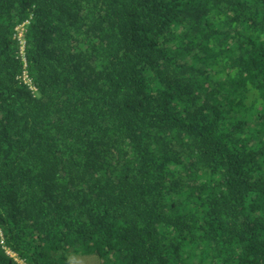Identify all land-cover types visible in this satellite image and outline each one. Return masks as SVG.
Listing matches in <instances>:
<instances>
[{"label":"trees","instance_id":"16d2710c","mask_svg":"<svg viewBox=\"0 0 264 264\" xmlns=\"http://www.w3.org/2000/svg\"><path fill=\"white\" fill-rule=\"evenodd\" d=\"M84 256L264 264V0H0V264Z\"/></svg>","mask_w":264,"mask_h":264},{"label":"rangeland","instance_id":"374dc122","mask_svg":"<svg viewBox=\"0 0 264 264\" xmlns=\"http://www.w3.org/2000/svg\"><path fill=\"white\" fill-rule=\"evenodd\" d=\"M26 28L23 26L19 27V35L22 36L21 34L24 33ZM24 42V40L22 39ZM95 256H84V257H72L71 261L73 264H98V259ZM25 264V262H23Z\"/></svg>","mask_w":264,"mask_h":264},{"label":"built area","instance_id":"2783aa9c","mask_svg":"<svg viewBox=\"0 0 264 264\" xmlns=\"http://www.w3.org/2000/svg\"><path fill=\"white\" fill-rule=\"evenodd\" d=\"M23 27H24V25H22ZM22 36H20V38H21V43H22V50H24V42L22 41V39H23V34H21ZM28 77H27V75L25 76V79H27ZM29 82H30V80H29Z\"/></svg>","mask_w":264,"mask_h":264},{"label":"clouds","instance_id":"9594fccd","mask_svg":"<svg viewBox=\"0 0 264 264\" xmlns=\"http://www.w3.org/2000/svg\"><path fill=\"white\" fill-rule=\"evenodd\" d=\"M27 74L24 72V79H25V76H26ZM27 77H28V75H27ZM27 82H29V78H27V79H25ZM26 264V263H25Z\"/></svg>","mask_w":264,"mask_h":264},{"label":"bare ground","instance_id":"6f19581e","mask_svg":"<svg viewBox=\"0 0 264 264\" xmlns=\"http://www.w3.org/2000/svg\"><path fill=\"white\" fill-rule=\"evenodd\" d=\"M221 189V188H220ZM221 194V193H220Z\"/></svg>","mask_w":264,"mask_h":264}]
</instances>
